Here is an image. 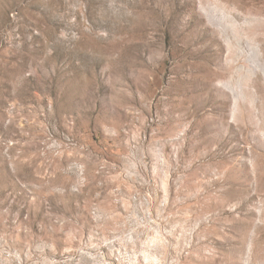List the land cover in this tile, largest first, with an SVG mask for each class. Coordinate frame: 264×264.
<instances>
[{"label":"rangeland","instance_id":"rangeland-1","mask_svg":"<svg viewBox=\"0 0 264 264\" xmlns=\"http://www.w3.org/2000/svg\"><path fill=\"white\" fill-rule=\"evenodd\" d=\"M0 264H264V0H0Z\"/></svg>","mask_w":264,"mask_h":264}]
</instances>
